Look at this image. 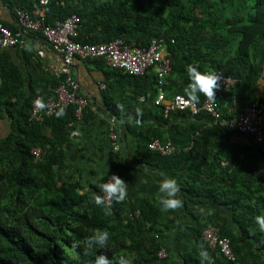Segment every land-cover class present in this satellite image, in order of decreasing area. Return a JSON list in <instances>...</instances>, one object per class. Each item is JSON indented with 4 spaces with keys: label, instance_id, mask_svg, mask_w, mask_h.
<instances>
[{
    "label": "trees",
    "instance_id": "16d2710c",
    "mask_svg": "<svg viewBox=\"0 0 264 264\" xmlns=\"http://www.w3.org/2000/svg\"><path fill=\"white\" fill-rule=\"evenodd\" d=\"M0 6L13 16L15 8L31 16L42 14L49 24L76 14L80 42L119 38L143 46L163 37L169 61L166 94L200 103L210 92L220 117L216 122L209 113L175 112L209 120L218 138L209 139L200 123L189 152L160 155L148 149L147 142L139 151H147L161 165L187 169L180 185L187 201L209 196L231 214L230 219L198 221L193 243L179 259L172 257L157 220L159 208L148 200L126 207L114 196L126 175L118 161L120 152L115 151L118 159L87 190L79 174L64 172V148L77 120L76 107L60 106L42 121L29 118L33 101L53 99L62 79L42 67L25 45L0 46V264H264V142L244 134L242 142H235L231 135L239 133L223 123L252 105L264 108V0H48L45 5L40 0H0ZM0 22L17 29L7 20ZM30 36L44 40L38 31L28 32ZM12 48L22 64L12 58ZM91 59L105 62L104 57ZM106 68L102 98L116 117L122 119L125 112L107 95L114 83L141 86L143 95L156 90L155 65L140 75ZM225 77L235 79L227 89L221 86ZM153 105L164 116L162 108ZM87 112L83 109L82 119L93 116ZM34 147L41 151L39 158L31 152ZM113 172L115 186L107 205L101 191ZM135 209L140 213L128 217ZM210 226H218L220 235L229 239L234 261L203 240L202 232ZM161 247L165 258L157 256Z\"/></svg>",
    "mask_w": 264,
    "mask_h": 264
},
{
    "label": "crops",
    "instance_id": "0c3cea01",
    "mask_svg": "<svg viewBox=\"0 0 264 264\" xmlns=\"http://www.w3.org/2000/svg\"><path fill=\"white\" fill-rule=\"evenodd\" d=\"M0 18L10 23H14L15 19L2 6ZM24 48L34 54L33 58L39 60L42 67L51 68L61 62L59 55L41 38L28 37ZM10 53L16 63H23L20 55H15L13 48ZM27 68L31 73H37L33 66L28 65ZM106 70L105 62L101 64L98 60L81 58H75L69 67V75L78 84V93L87 99L84 108L88 111L86 115L90 113L93 116L85 120L82 119V114H76L77 120L72 124L69 134V145L64 148V172L76 176L79 174L85 190L106 174L115 159H118L108 136V124L113 119L120 144L117 150L120 152L118 161H122L125 166L122 167L123 172L126 171L124 178L115 186L114 196L118 200H124L126 207L141 200H148L158 207L157 220L163 229L164 243L171 249L172 257L174 255V258L179 259V253L185 252L193 243L198 221L214 216L220 220L230 219L231 214L225 205L218 204L209 196H195L192 202L187 201L180 187L187 176V169L177 170L173 166L156 163L150 153L140 152L139 147L156 134L161 140L177 145L179 151L182 149V152H189L192 150V137L198 134L197 127L200 123L205 132H208L206 135L209 139L218 138L211 133L213 123L179 112L161 117L158 108L153 105L154 88L143 95L140 94L141 86L123 87L114 83V88L107 95L110 96V101H119L120 111L125 112L122 119L116 117L108 110L102 98ZM59 78L63 79V75H59ZM111 78L114 82L118 80L116 77ZM126 112L133 113L137 120L127 116ZM231 140L242 142L243 138L235 133L231 135Z\"/></svg>",
    "mask_w": 264,
    "mask_h": 264
},
{
    "label": "built area",
    "instance_id": "2783aa9c",
    "mask_svg": "<svg viewBox=\"0 0 264 264\" xmlns=\"http://www.w3.org/2000/svg\"><path fill=\"white\" fill-rule=\"evenodd\" d=\"M48 0H40L45 5ZM14 24L17 29L14 31L0 22V46L2 48L23 46L26 44L28 32L38 31L49 47L60 57V64L55 65L49 70L56 75H63L62 81L54 89L55 97L45 103L37 97L31 107L29 118L42 121L47 115H51L56 108L63 105H74L76 114H81L87 105V99L77 91L78 84L69 75V67L75 58L87 59L104 57L107 65L113 68H119L123 72L133 75L143 74L145 69L151 65L156 68V90L153 103L162 108L163 115L171 112L183 111L191 115H198L202 112L211 114L218 122L220 111L216 102L209 92L202 102L185 97L182 94H174L169 97L166 94L165 76L169 70V61L165 58V44L163 37H153L148 44L139 46L132 45L117 38L108 43H88L76 40L80 19L76 14H72L62 20H56L53 24L46 22L44 15L39 14L31 16L27 11L14 9ZM235 79L230 77L223 78L221 86L227 89ZM103 87V84L101 83ZM229 128L234 129L239 134L252 136L258 143L264 142V108L252 105L245 108L235 118L229 121H223ZM108 136L112 148L117 151L120 147L118 135L114 128L113 119L108 124ZM147 147L160 155H171L179 150L178 146L169 141L161 140L158 137H152L147 142ZM31 152L36 158H39L40 149L32 148ZM116 175L110 173L102 186L103 200L107 205L112 202V189L115 186ZM140 211L135 209L128 213V217L138 215ZM202 238L208 247L229 261L235 260V255L230 248L229 239L220 235L218 226H210L203 230ZM157 256L165 258L166 250L161 247Z\"/></svg>",
    "mask_w": 264,
    "mask_h": 264
}]
</instances>
